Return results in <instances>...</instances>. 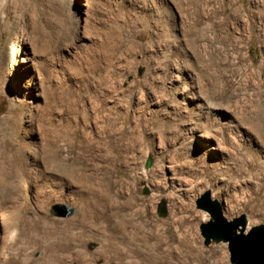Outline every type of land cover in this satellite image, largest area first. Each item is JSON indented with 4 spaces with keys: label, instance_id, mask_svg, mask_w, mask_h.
I'll list each match as a JSON object with an SVG mask.
<instances>
[{
    "label": "rangeland",
    "instance_id": "obj_1",
    "mask_svg": "<svg viewBox=\"0 0 264 264\" xmlns=\"http://www.w3.org/2000/svg\"><path fill=\"white\" fill-rule=\"evenodd\" d=\"M0 2V264H107L64 228L109 185L160 264H230L195 204L264 225V0Z\"/></svg>",
    "mask_w": 264,
    "mask_h": 264
},
{
    "label": "bare ground",
    "instance_id": "obj_2",
    "mask_svg": "<svg viewBox=\"0 0 264 264\" xmlns=\"http://www.w3.org/2000/svg\"><path fill=\"white\" fill-rule=\"evenodd\" d=\"M113 189L114 187L109 185L105 195L93 189L95 192L89 197L88 211L75 218L70 224H66L64 228L68 231L70 227L78 226L79 232L68 233L65 238H77L82 236L85 230L96 234L102 243L101 254L106 255L110 251L109 255L104 256L107 264H136L131 260L132 257L143 259L141 264H147L146 258L150 264H160L162 249L157 242L158 239L155 238L152 244H148L149 238L143 232L142 216L138 214L137 219H140L138 223L132 214L124 213L132 207V198L129 197V202L122 206L118 205L110 201ZM50 225L47 230L46 225L42 224L44 235L48 234L56 241L62 239L58 235H63L64 230L59 231L55 226ZM178 264L189 263L184 260Z\"/></svg>",
    "mask_w": 264,
    "mask_h": 264
},
{
    "label": "water",
    "instance_id": "obj_3",
    "mask_svg": "<svg viewBox=\"0 0 264 264\" xmlns=\"http://www.w3.org/2000/svg\"><path fill=\"white\" fill-rule=\"evenodd\" d=\"M195 205L197 210L208 215V220L199 226L204 245L225 244L230 264H264V225L248 226L243 214L227 220L220 203L212 200L209 192H205ZM73 213L72 208H52L54 217L67 218Z\"/></svg>",
    "mask_w": 264,
    "mask_h": 264
}]
</instances>
